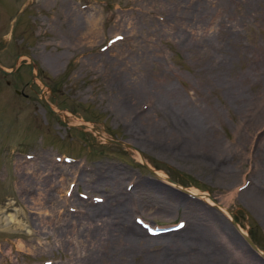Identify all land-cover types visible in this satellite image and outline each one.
I'll return each instance as SVG.
<instances>
[{
	"label": "rangeland",
	"instance_id": "rangeland-1",
	"mask_svg": "<svg viewBox=\"0 0 264 264\" xmlns=\"http://www.w3.org/2000/svg\"><path fill=\"white\" fill-rule=\"evenodd\" d=\"M95 17L97 37L85 39ZM24 54L34 59V80ZM18 56L14 72H0V264H92L100 254L87 260L83 226L92 208H116L122 190L143 231L177 233L195 221L228 263L264 264L230 220L264 253V0H0V65L11 70ZM117 88L139 95L132 115L165 128L173 123L166 105L198 113L219 156L138 131ZM63 171L66 190L56 177ZM40 183L50 186L45 198L34 189ZM33 198L69 214L46 216ZM41 221L50 236L39 232ZM53 229L69 242L55 244ZM163 242L137 244L122 264L201 250L174 252Z\"/></svg>",
	"mask_w": 264,
	"mask_h": 264
},
{
	"label": "bare ground",
	"instance_id": "bare-ground-1",
	"mask_svg": "<svg viewBox=\"0 0 264 264\" xmlns=\"http://www.w3.org/2000/svg\"><path fill=\"white\" fill-rule=\"evenodd\" d=\"M200 12L198 13V15L200 14ZM203 12L206 13L207 11L203 10ZM195 13H197V11H195L194 14ZM88 23H89V31L85 35L84 38L85 39L89 37L92 38V36L97 37L96 31L99 25L97 22V17L90 18ZM206 32L207 31H205V33ZM93 42L95 43V41ZM215 70L216 69L212 70L213 74H215ZM116 92H117L116 95L120 99L119 101L120 108L122 109L123 114H125L128 118H130L131 122L134 124V127L138 131L143 133L144 131L141 130L140 128H146L148 130V133L154 136L155 140L161 141L162 143H168L169 137L171 135L173 138H178L177 141H180V143H182L184 148H189V149L191 148V149L205 151L207 153L206 158H214V157L219 156L217 149L215 147V144L217 145V143L215 142L211 144L208 142L207 136L211 132L208 129L204 128V124H205L204 119H202L198 113L193 112L189 109L186 110L187 108L185 109L183 107L180 108V107H176L173 105H166V107H168L169 121L173 120V123H170L169 127L165 128L162 125H157L156 122H153V121H148V120L143 121L141 116L138 113L137 114L133 113V115L132 113H130L132 109L131 101L134 100L135 99L134 96L137 95L133 90H130L128 88L126 89L117 88ZM130 114L131 116H129ZM167 134L169 135V137L167 136ZM139 157H140V154H139ZM66 167L67 165L65 166V168ZM31 172H29V174ZM65 172L66 171H63L61 175L57 172L56 177L59 178V181L57 179L56 181L59 182L60 186L67 185V187L65 188L66 190L72 185H71L70 180L64 175ZM35 173H38V172H35ZM157 174L161 176L162 178H165V176L162 173L157 172ZM37 175H39V173ZM39 176L37 177L39 178ZM59 176L60 177L64 176V177L60 178ZM54 184L55 185H53V187H56L57 183H54ZM35 187L36 188L34 189H37L39 198H40V195L43 196V198H45L44 196H47L50 190L49 185L45 186V185H42L41 183ZM188 192L192 195H195V196L197 195V197L200 196V198H202L204 202H206L207 204L214 205L213 200L209 198L207 194H202V193L197 194V192L192 189L188 190ZM64 193L67 198L66 199V203H67L68 198H69L68 196L70 194L68 192H64ZM114 196H115V199L120 197V199L118 200V203L120 205L118 204L116 208H113L111 207L113 205L105 204L97 208H92V212L89 218L90 221L87 223L88 225L86 227L83 226V229H82L83 232H86V233L85 234L83 233L82 235L81 245L85 248L87 260L90 257L96 256V254H100V256L99 255L96 256L97 259L93 257L94 260L92 261V264H99L101 261L103 262L112 261L114 264H122V262L127 263L128 262L127 260L131 259V257L132 258L136 257L137 254L135 253V249H136L137 244L145 245V243H151V241L155 239H161V238L164 241L163 243H165V247L166 248L168 247L167 249L164 248L166 250H170V251L174 250V252H176V249H179L182 246L193 244V245H197L198 250L199 248H201L200 253L198 252L197 253L196 252L195 253H185V254H182L181 252H177L176 254L170 253L167 255L169 257V258L167 257L168 259L167 260L165 257L164 258L160 256L157 257V255L145 253L147 252L145 251L144 256L148 259L147 261L150 262L149 264L151 263H155V264H230L227 262V259L225 255L223 254V252L213 245L211 238L209 239L208 237L205 236L203 232H201V229L197 227V224L195 223V221H191L190 223L185 224V226L182 225V228L184 229L181 228L182 230L177 233H169L166 235L161 234L158 236H155V235L153 236L150 233L143 231L136 224H134V222L133 223L131 222L130 217H129L131 209H129L128 207V200H127L130 198V194L122 190L120 192L118 191V194H114ZM35 200L37 199L33 198L32 204H34V206L32 205V208L35 209L37 206L38 207L43 206L45 208L44 215L46 216H67L69 214V213H66V210L63 208V206L60 205L61 203L59 204V206L58 205L46 206L44 204L41 205L35 202ZM258 201L259 200H255L253 201V203L258 204L259 203ZM262 203L263 202H261L260 204ZM218 206H219V209L224 213H227V211L229 210L228 208L223 207L221 205H218ZM62 208L65 211L61 210ZM41 223L38 226L39 232L43 234L45 237L46 236L48 237V235L50 236V234H52L51 231L47 230L46 224L44 223V221H41ZM83 225H85V223H83ZM239 230L244 235L245 232H243L240 227H239ZM55 231L56 230L53 229V233H54L53 238H54L55 244L61 247V246H64V244L69 242L70 240L69 233L62 234L60 233V231L59 232L56 231L57 233L56 235ZM63 231L64 230H62L61 232ZM70 233L72 235V232ZM75 235L76 234H74V236ZM74 243H75V240H74ZM78 249L80 248L78 247ZM188 252L190 251L188 250ZM258 253L262 255V252L259 251ZM162 255L163 254H161V256ZM90 259L92 260V258ZM94 262H97V263H94Z\"/></svg>",
	"mask_w": 264,
	"mask_h": 264
},
{
	"label": "water",
	"instance_id": "water-1",
	"mask_svg": "<svg viewBox=\"0 0 264 264\" xmlns=\"http://www.w3.org/2000/svg\"><path fill=\"white\" fill-rule=\"evenodd\" d=\"M26 55L27 57H29L27 54H24ZM19 60V56L16 58V61H15V64L13 65V67L11 68V70H6L5 68H3L1 65H0V71L4 74H10L12 73L13 71L16 70L17 68V62ZM29 60H30V66H31V71H32V77H33V80L35 78V73L33 72V69H34V66H35V62H34V59L29 57ZM41 99L43 101V103L53 112H56L50 105V103L46 100V98L44 97V94L42 93L41 95ZM91 130L92 131H95L96 132V129L91 127ZM98 135H101L100 133L97 132ZM102 136V135H101ZM105 139H107L108 142H111V143H115V144H119V145H125V146H129V144H126L124 143L123 141H120L118 139H113V138H107V137H104ZM167 180L169 182H173L170 178H167ZM185 191V189H183ZM228 212L230 214H232V211L231 210H228ZM231 224L232 226L235 228V230L239 231V226L237 224V222L234 220V219H231ZM243 237L245 238V240L247 241V243L253 247V248H257L256 245L252 242V240L249 238V236L247 235H243ZM263 257H264V254H263Z\"/></svg>",
	"mask_w": 264,
	"mask_h": 264
},
{
	"label": "trees",
	"instance_id": "trees-1",
	"mask_svg": "<svg viewBox=\"0 0 264 264\" xmlns=\"http://www.w3.org/2000/svg\"><path fill=\"white\" fill-rule=\"evenodd\" d=\"M235 220L237 221V219L235 218Z\"/></svg>",
	"mask_w": 264,
	"mask_h": 264
}]
</instances>
